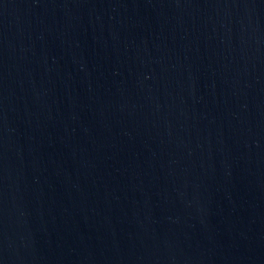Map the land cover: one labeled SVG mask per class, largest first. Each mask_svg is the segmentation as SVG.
<instances>
[{
	"label": "water",
	"instance_id": "1",
	"mask_svg": "<svg viewBox=\"0 0 264 264\" xmlns=\"http://www.w3.org/2000/svg\"><path fill=\"white\" fill-rule=\"evenodd\" d=\"M0 264H264V0H0Z\"/></svg>",
	"mask_w": 264,
	"mask_h": 264
}]
</instances>
